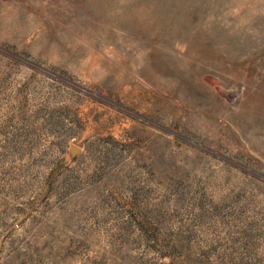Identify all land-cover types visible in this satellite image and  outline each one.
I'll return each instance as SVG.
<instances>
[{"label": "rangeland", "instance_id": "1", "mask_svg": "<svg viewBox=\"0 0 264 264\" xmlns=\"http://www.w3.org/2000/svg\"><path fill=\"white\" fill-rule=\"evenodd\" d=\"M0 264H264V0H0Z\"/></svg>", "mask_w": 264, "mask_h": 264}, {"label": "water", "instance_id": "2", "mask_svg": "<svg viewBox=\"0 0 264 264\" xmlns=\"http://www.w3.org/2000/svg\"><path fill=\"white\" fill-rule=\"evenodd\" d=\"M70 152L75 155L77 153V150L75 148H72Z\"/></svg>", "mask_w": 264, "mask_h": 264}]
</instances>
